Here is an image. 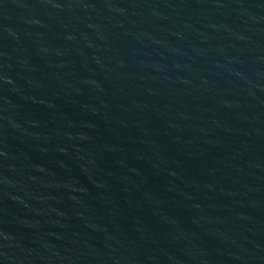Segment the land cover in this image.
Segmentation results:
<instances>
[{
	"label": "water",
	"instance_id": "water-1",
	"mask_svg": "<svg viewBox=\"0 0 264 264\" xmlns=\"http://www.w3.org/2000/svg\"><path fill=\"white\" fill-rule=\"evenodd\" d=\"M0 264H264V0H0Z\"/></svg>",
	"mask_w": 264,
	"mask_h": 264
}]
</instances>
